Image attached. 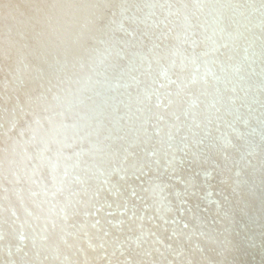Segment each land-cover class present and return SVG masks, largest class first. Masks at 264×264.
Returning <instances> with one entry per match:
<instances>
[{
    "label": "bare ground",
    "instance_id": "6f19581e",
    "mask_svg": "<svg viewBox=\"0 0 264 264\" xmlns=\"http://www.w3.org/2000/svg\"><path fill=\"white\" fill-rule=\"evenodd\" d=\"M0 264H264V0H0Z\"/></svg>",
    "mask_w": 264,
    "mask_h": 264
}]
</instances>
